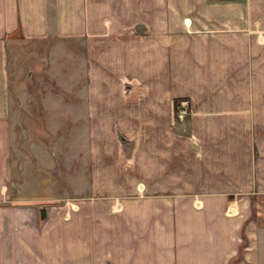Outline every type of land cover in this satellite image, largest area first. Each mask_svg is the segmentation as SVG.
I'll list each match as a JSON object with an SVG mask.
<instances>
[{"label":"crops","instance_id":"1","mask_svg":"<svg viewBox=\"0 0 264 264\" xmlns=\"http://www.w3.org/2000/svg\"><path fill=\"white\" fill-rule=\"evenodd\" d=\"M65 40L83 171L41 225L52 199L11 174V67ZM0 264H264V0H0Z\"/></svg>","mask_w":264,"mask_h":264},{"label":"rangeland","instance_id":"2","mask_svg":"<svg viewBox=\"0 0 264 264\" xmlns=\"http://www.w3.org/2000/svg\"><path fill=\"white\" fill-rule=\"evenodd\" d=\"M74 42L65 40L61 47L59 46L60 49L50 47L45 53H41L40 43L27 45V42L22 46L19 45L14 52L11 67L13 78L11 83L14 92L12 104L15 116L11 174L17 180L22 178L27 182L29 178L31 194L38 193L52 199L43 202L48 212L46 219H42L39 215L41 225L47 223L53 214L68 213L69 207L65 206V202L55 197L59 195L68 180L71 181L68 176L71 167L73 172L83 171L81 160L70 152L71 135L68 122L71 113L69 111L72 108L64 104L73 101L78 103L76 106H85L83 105L84 96L78 95L77 99L74 92L76 80L71 70L77 64L76 51L78 53L82 51L80 49L82 46ZM49 72H56L60 76L65 75L68 80L62 83L63 87L57 85ZM48 90L57 94L51 93L47 96L46 93L42 94ZM42 97L48 104V111H45ZM52 98H55L56 103H53ZM62 114L66 116L64 119H61ZM41 147L49 151L46 159L41 158ZM90 172V167L87 166L85 173L91 181ZM79 174L75 181L79 179ZM31 182H34L33 185L36 184L38 189L31 186Z\"/></svg>","mask_w":264,"mask_h":264},{"label":"built area","instance_id":"3","mask_svg":"<svg viewBox=\"0 0 264 264\" xmlns=\"http://www.w3.org/2000/svg\"><path fill=\"white\" fill-rule=\"evenodd\" d=\"M181 108L178 110V115L180 118H185L189 115L188 101L184 100L181 102Z\"/></svg>","mask_w":264,"mask_h":264},{"label":"water","instance_id":"4","mask_svg":"<svg viewBox=\"0 0 264 264\" xmlns=\"http://www.w3.org/2000/svg\"><path fill=\"white\" fill-rule=\"evenodd\" d=\"M47 212H48V208L46 206H43L40 209V216L42 219H46L47 218Z\"/></svg>","mask_w":264,"mask_h":264},{"label":"trees","instance_id":"5","mask_svg":"<svg viewBox=\"0 0 264 264\" xmlns=\"http://www.w3.org/2000/svg\"><path fill=\"white\" fill-rule=\"evenodd\" d=\"M175 102H176L175 105L177 106V104H178V100H176ZM176 110H177V109H176Z\"/></svg>","mask_w":264,"mask_h":264}]
</instances>
